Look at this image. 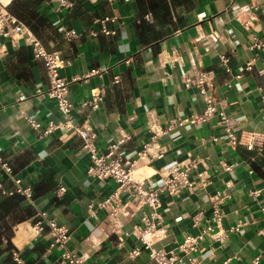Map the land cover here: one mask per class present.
Instances as JSON below:
<instances>
[{
    "label": "crops",
    "instance_id": "crops-1",
    "mask_svg": "<svg viewBox=\"0 0 264 264\" xmlns=\"http://www.w3.org/2000/svg\"><path fill=\"white\" fill-rule=\"evenodd\" d=\"M69 1V8L57 9L52 0H0V158L32 189V201L23 199L7 216L12 246L0 255V264H62L57 250L48 251L47 230L39 235L31 231L41 212L69 229V248L85 264H152L144 249L129 257L140 247L130 233L140 220V203L123 197L120 227L112 232L105 211L88 205L108 197L116 184L87 176L89 158L81 139L65 129L38 139L28 125L30 118L41 124L60 120L54 101L36 92H44L48 80L42 62L32 57L29 36L65 61L59 74L69 82L74 120L95 128L101 149L124 129L130 140L120 153L135 160L150 136L148 123L165 126L203 109L197 90L183 86L180 70L188 75L211 71L217 109L241 131L264 137V65L256 61L240 79L234 78L236 68L253 56L250 35L264 40V0H119L113 8L104 0ZM105 16L117 18L105 24L112 35L100 33L97 20ZM6 17L24 26L13 39L3 35ZM70 30L75 38L66 35ZM222 53L229 59L228 72L219 62ZM91 91H102L97 109L82 106ZM161 142L167 149L164 158L153 162L150 172L143 167L144 173L156 174L153 183H159V169L182 161L187 153L204 159L209 183L197 181L192 192L161 197L163 235L154 246L177 253L181 235L199 232L210 215L209 197L220 193L226 197L221 205L226 235L223 242L206 238L195 256L201 264H264V140L259 150L230 146L211 119L177 127ZM230 164L233 168L225 171ZM0 181L5 190L11 188L3 172ZM60 186L65 192L56 197Z\"/></svg>",
    "mask_w": 264,
    "mask_h": 264
},
{
    "label": "built area",
    "instance_id": "built-area-1",
    "mask_svg": "<svg viewBox=\"0 0 264 264\" xmlns=\"http://www.w3.org/2000/svg\"><path fill=\"white\" fill-rule=\"evenodd\" d=\"M57 4V9H66L71 6L69 0H52ZM106 4L113 8L119 0H104ZM0 21L3 17L0 15ZM6 30L3 35L11 39L15 34L20 35L24 27L19 21L6 17ZM117 21L115 16H105L97 22L101 25L100 33L104 35L114 34L113 30L106 28L107 22L114 23ZM248 26V21L243 24ZM70 38H75L76 33L73 30L66 32ZM32 57L40 60L43 64L45 76L48 80V88L41 92H36L51 99L60 116L58 122L49 121L41 124L34 118L27 119V123L35 133L38 139L46 137L58 129H65L72 135L77 136L82 141V149L88 155L89 165L86 169L87 176L92 179L103 181L111 180L116 184L115 190L102 201L91 203L89 209L96 207L104 210L107 220L111 226L112 232L120 227L118 219L119 211L125 206L123 197L128 200L136 199L143 209L140 220L131 228V235L140 243L129 252L130 258L140 255L141 249L147 251L148 258L152 264H201L195 256L199 244L206 238L215 242H223L225 233L222 231V211L221 205L226 198L220 193L209 197L210 215L204 221L196 235L182 234L181 242L177 246V253L173 251H164L154 246L155 242L163 235V215L161 211V197L179 196L183 192H192L197 181L202 186L207 185L208 179L205 176L204 159L198 155L187 153L186 157L176 162L167 169H159V183L152 182L151 177L156 174H146L143 167H148L155 161L162 160L167 151L161 139L168 135L173 129L184 125H199L216 119L217 124L221 127L225 141L230 146L241 145L247 150H259L262 146L264 137L257 132H244L238 127V123L229 115H226L222 109H217L218 102L213 95L214 75L211 71L193 70L191 75L187 71L180 70V77L185 88H195L202 97L204 107L199 113H194L188 117L177 119L161 126L155 121L148 123L150 136L147 141L143 142L137 153V159H124L120 153V147L130 140L128 132L124 129L118 130V135L114 141L108 143L105 148L96 145L97 133L86 120L76 122L73 117V105L68 98L69 82L63 79L59 70L65 65V61L57 52H51L44 48L40 41L29 36ZM248 49L252 53V58L244 65L238 66L234 78L240 79L245 72L252 69L256 61L264 65V40L256 35L251 34L248 42ZM228 57L224 53L219 55V62L224 71H229ZM94 72V71H91ZM119 78L113 77V83H118ZM229 86V85H228ZM102 100V91H91L89 99L83 102V107L97 109ZM142 163L140 166L139 164ZM234 165H224L225 171H230ZM6 174L11 182V188L5 190L0 181V191L6 196L19 195L27 201H32V189L22 185V180L15 177L11 166L0 158V173ZM65 189L58 187L55 190V196L60 197L64 194ZM198 222V217L194 218ZM47 230L50 236L49 250L59 252L58 260L62 264H85L82 257L77 256L70 248L71 233L65 226L59 225L54 219H49L45 212L38 214L37 220L31 227L34 235H39Z\"/></svg>",
    "mask_w": 264,
    "mask_h": 264
},
{
    "label": "trees",
    "instance_id": "trees-1",
    "mask_svg": "<svg viewBox=\"0 0 264 264\" xmlns=\"http://www.w3.org/2000/svg\"><path fill=\"white\" fill-rule=\"evenodd\" d=\"M24 198L19 195L3 196L0 198V255L11 248L10 237L12 235L11 224L7 216L14 209L18 208ZM27 214H28V210Z\"/></svg>",
    "mask_w": 264,
    "mask_h": 264
},
{
    "label": "rangeland",
    "instance_id": "rangeland-1",
    "mask_svg": "<svg viewBox=\"0 0 264 264\" xmlns=\"http://www.w3.org/2000/svg\"><path fill=\"white\" fill-rule=\"evenodd\" d=\"M146 171L150 172V170H149V169H146Z\"/></svg>",
    "mask_w": 264,
    "mask_h": 264
}]
</instances>
